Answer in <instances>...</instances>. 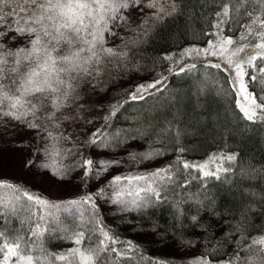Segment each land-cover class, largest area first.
<instances>
[{
    "label": "trees",
    "instance_id": "16d2710c",
    "mask_svg": "<svg viewBox=\"0 0 264 264\" xmlns=\"http://www.w3.org/2000/svg\"><path fill=\"white\" fill-rule=\"evenodd\" d=\"M229 2L175 0L177 11L155 24L149 20L147 35L140 27L144 14L139 13L121 37L118 47L114 48L126 51L127 57L105 60L99 66L98 76L94 73L93 77L80 81L88 85L89 95L98 108L97 116L86 119L91 122L84 124L72 123L69 116L68 120L61 122L60 129H50L56 132V136L62 133L69 137L68 140L58 141V144L67 165L74 169L83 160L93 159L96 144L90 143V140L98 128L106 136H138L145 140L158 136L162 142L165 150L162 157L147 166L132 167L111 176L147 174L172 165L174 182L161 191V199L153 197L145 207L118 218V215L113 217L112 208L101 205L98 200L96 194L104 184L95 190H88L83 188L86 180H82L81 188L76 189L73 196L56 198L79 199L88 193L94 195L97 219L120 241H130L135 245L126 253L130 259H120L119 264H187L189 260L185 258L189 257H180L169 248L173 244L181 246L193 241L198 247L192 255L227 260L238 251L237 241L241 235L246 237L243 244L249 243L252 237L264 235V121H248L243 117L233 98L235 91L227 72L222 67H211L215 63L204 60L205 57H197L194 62L188 63L196 65L190 72H179L181 58L184 57L181 53L185 49H203L209 41L218 38L215 35L218 31L215 27L218 22L216 13ZM248 10L254 11V14L259 11L253 7ZM145 12L148 10L145 9ZM240 22L248 23L246 19ZM221 28L225 37L235 39L239 35L235 22L224 24ZM129 40L140 42L123 47ZM168 56L172 59H166ZM256 63L257 69L264 66L259 60ZM256 74L259 78L258 71ZM162 77L167 79L157 86L159 90L150 89L152 94L143 100L129 99V93L139 83L154 82ZM262 86L264 83L250 84L249 91L264 96V92L260 91ZM117 104H122V107L104 126L103 117L109 115ZM67 113L69 110L65 109L66 116ZM0 127L15 131L19 149L25 143L22 136L27 134L29 137L31 133L23 124L7 118L0 120ZM32 133L37 135L34 131ZM11 152L7 146L0 144V173L6 172L0 175V180L20 185L42 198L43 191L22 176V164L13 168L12 172L5 170ZM214 155L236 156L234 161L223 160L209 165L210 170H215L221 163L223 168L228 169L219 173V179L203 177L196 169H183L182 163H176L179 158L182 162L202 164ZM67 184L73 185V182ZM88 215L91 213L85 218ZM61 218L66 224H80L81 221L78 214H62ZM21 221L18 214L8 227L20 229ZM4 226V220L0 219V228ZM237 226L240 231L235 230ZM23 228L27 229L25 225ZM228 236H235L236 245L217 256ZM45 237L46 233L41 241L47 240ZM116 247L124 250L127 245L118 244ZM239 254L242 259L247 255L243 251Z\"/></svg>",
    "mask_w": 264,
    "mask_h": 264
},
{
    "label": "snow or ice",
    "instance_id": "6c2138e0",
    "mask_svg": "<svg viewBox=\"0 0 264 264\" xmlns=\"http://www.w3.org/2000/svg\"><path fill=\"white\" fill-rule=\"evenodd\" d=\"M249 7L259 11L254 14L248 10ZM133 10L144 14L140 27L147 35L149 20L153 24L162 21L177 11V5L175 0H0V120L7 118L36 132V139L41 142L37 151L43 148L44 154L53 161L41 167L53 169L57 176H61L63 169L55 163V157L62 158L56 143L69 137L62 133L56 136L50 129H60L61 122L69 119L64 110L71 108L77 100V88L83 78L93 77L94 73L98 76L99 66L107 59L127 57L126 51L106 47V35L117 36L113 29L127 27ZM216 16L218 31L215 35L218 38L209 41L206 48L185 49L181 56L217 57L222 63L210 66L220 69L223 64V70L233 74L236 104L243 117L248 121H264V96L249 91L250 84L264 83V66L257 69L256 63L259 60L264 64V0H230L222 5ZM244 19L248 23L240 22ZM233 22L237 24L239 35L235 39L223 36L221 26ZM17 40L22 43L9 47V43L15 44ZM139 42L129 40L123 47ZM166 59L171 60L172 56ZM195 67L194 63L187 67L181 65L179 72H190ZM166 79L162 77L137 85L129 93V99H145L152 94L150 89L159 90L157 86ZM260 91L264 92V86ZM120 107L122 104L114 105L110 114L103 117L104 126L110 117L117 115ZM92 137L90 143L95 145L99 142V146L105 148L118 142L116 136L110 140L100 128L92 133ZM48 141H52L51 145L44 147ZM136 155L131 153L130 159L135 160ZM139 155L142 159H151L163 155V152L152 150ZM235 159V155H214L202 164L182 162L179 158L176 163H182L183 169H196L203 177L219 179V173L228 169L221 163L215 170H210L209 165ZM113 164H119V161L85 159L78 166L84 169L85 177L91 174L98 178ZM173 182V166L169 165L147 174L116 175L109 181V186L113 189V202L128 210L129 207H145L153 197L161 199V191ZM102 193L103 188L96 195ZM34 206L40 209L39 215L32 211ZM53 209L81 217L82 230L64 237L70 239L74 246L59 253L47 251L41 243L45 233L59 231ZM23 211H28L29 215L21 221V228L8 227L12 218ZM88 213L91 215L85 218ZM96 213L95 198L91 193L58 205L29 193L20 185L0 180V219L5 225L0 228V264H119L120 259L129 260L126 253L135 245L130 241H120L97 219ZM41 222L50 227L42 228ZM25 223L29 224L27 229L23 228ZM235 230L240 231V227ZM245 239L241 235L236 254L221 264H264V235L252 237L249 243L243 244ZM118 244H125L127 248L118 249ZM240 251L247 253L243 259ZM187 264H213V260L209 256L193 257Z\"/></svg>",
    "mask_w": 264,
    "mask_h": 264
},
{
    "label": "rangeland",
    "instance_id": "374dc122",
    "mask_svg": "<svg viewBox=\"0 0 264 264\" xmlns=\"http://www.w3.org/2000/svg\"><path fill=\"white\" fill-rule=\"evenodd\" d=\"M147 10V9H146ZM7 11V9H5ZM149 12V10H148ZM127 15V13H125ZM135 10H133L132 15L129 19V23L127 27H119L113 29L115 32L118 33L117 36L111 37L106 35L107 44L106 47L116 48L118 47V42H120L121 37L123 34L126 33V30L129 28V25L134 21L135 17L138 15ZM22 43L21 40H17L15 44L9 43V47H15ZM116 46V47H115ZM201 59L205 56H199ZM197 56H184L181 58V65H187L188 63L194 62ZM204 60H207L212 63H222L217 57H211L207 56ZM177 65V64H176ZM174 67V66H173ZM223 68V64H222ZM229 80L232 83V73L229 71H226ZM151 83V81L141 82L139 84H147ZM138 84V85H139ZM87 83L82 82L79 84V87L77 88L78 98L75 101V103L72 104V107L69 108V114L67 113V116H70V119L72 123L74 124H80L85 123L86 119H93L97 116V106L95 102L92 100L91 95H89V89L87 87ZM218 87V85H216ZM234 91L235 87L233 85ZM235 103L237 100L236 91L234 92L233 96ZM237 106V104H236ZM238 107V106H237ZM240 111V110H239ZM83 117V118H81ZM56 135V132L54 133ZM115 135H109L107 136L110 140ZM23 141H25L23 147L19 149V145H16L18 143L17 139L15 138V131L7 128L0 127V144L7 146V149L13 151L10 153L9 157V163L6 167V171L12 172L13 168H17L19 165L22 164V176H24L25 180L29 181L30 183H33L34 185L38 186L39 189L43 191L44 196H42L43 199H46L47 201L51 203H55L58 205H64L66 202L77 199L75 197H68L67 199L57 200L56 198L60 196H73L74 191L78 188H81L82 186V180H86L84 183L85 189L88 190H95L98 186L101 184L104 189V193L98 195V200L101 205L112 208L113 211V217L115 215H118L120 218L121 215L134 213L137 211V208L129 207L128 210H124V206L120 205L118 203H114V195H113V189L109 186V181L112 179V175L114 173H118L122 170H128L132 167H139V166H147L157 160L158 158L162 157L165 154V150L163 148V144L158 139V136L150 139L145 140L144 138H140L138 136H131V137H122L117 138L116 143H113L111 147L105 148L102 146H99V142H97L95 149H94V155L92 160H107V161H119V164H113L108 171L102 172L98 178H94L91 174L88 177H85L83 175L84 169L80 166L77 169H74L71 167L70 164L67 165V162L65 161L64 154L62 152L61 147L59 148L58 142L56 143V148L61 151L62 158L60 156L55 157V163L60 166L63 169V172L61 176H57L53 174V169L51 168H44L41 167L43 164H49L53 161L49 158V156L44 154L43 148L38 152L37 151V145L41 142L36 139V135L31 133L28 137V135L22 136ZM119 141H122L119 142ZM52 141H48L44 144V147H49L51 145ZM34 145V147H30ZM152 150H159L163 152V155L153 157L151 159H142L139 153H146ZM18 151V152H17ZM135 153L136 159L132 160L130 159V154ZM22 155V157H21ZM7 156V155H5ZM21 158V160H20ZM27 160V161H26ZM21 161V162H20ZM31 161V163H29ZM0 173V175L5 174ZM73 182V185L67 184L68 182ZM55 198V199H54ZM32 211L37 212V214H40V209L37 206H34L32 208ZM52 211L56 212V216L58 218L57 225L59 231L53 230L49 233H46L47 240L41 241L43 247L53 253H59L65 249L72 248L74 245L70 239H64L65 236H71L73 232L82 230L81 225L78 223H70L66 224L62 221L61 215L62 214H71L74 213H66L62 209L60 211H56L53 209ZM200 213H204V211L200 210ZM29 213L28 211H23L19 213V216L22 221L26 220ZM35 219V218H34ZM27 228L29 227L28 223L24 224ZM34 227V225H32ZM42 228L50 227L49 224L41 222ZM215 234H217V230L215 231ZM45 237V238H46ZM174 246H171L172 248H169L171 252H174L178 254L180 257H189L185 258L190 260L193 257H202L197 255H192L197 250V243L188 242L184 243L181 246H177L173 244ZM236 245V239L235 236H228L221 244V249L216 253L217 256H220L223 254L226 250L231 248L232 246ZM191 256V257H190ZM213 264H221L222 261H224L221 258H215L212 259ZM59 264V262H57Z\"/></svg>",
    "mask_w": 264,
    "mask_h": 264
}]
</instances>
